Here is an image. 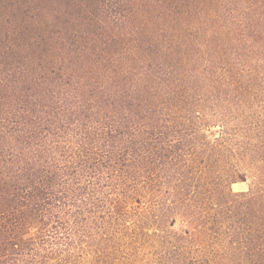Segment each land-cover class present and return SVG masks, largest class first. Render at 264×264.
I'll return each instance as SVG.
<instances>
[{"label": "trees", "instance_id": "1", "mask_svg": "<svg viewBox=\"0 0 264 264\" xmlns=\"http://www.w3.org/2000/svg\"><path fill=\"white\" fill-rule=\"evenodd\" d=\"M0 264H264V0H0Z\"/></svg>", "mask_w": 264, "mask_h": 264}, {"label": "rangeland", "instance_id": "2", "mask_svg": "<svg viewBox=\"0 0 264 264\" xmlns=\"http://www.w3.org/2000/svg\"><path fill=\"white\" fill-rule=\"evenodd\" d=\"M233 188L235 189V190H242V189H246L247 188V184L246 183H235L234 185H233Z\"/></svg>", "mask_w": 264, "mask_h": 264}]
</instances>
